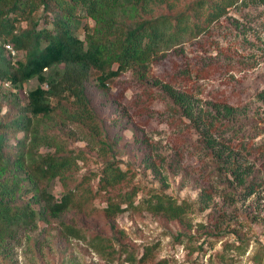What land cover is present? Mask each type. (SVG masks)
<instances>
[{
	"label": "trees",
	"instance_id": "obj_1",
	"mask_svg": "<svg viewBox=\"0 0 264 264\" xmlns=\"http://www.w3.org/2000/svg\"><path fill=\"white\" fill-rule=\"evenodd\" d=\"M239 1L0 0V84L16 89L5 93V102L0 100L3 244L16 231H35L42 220L66 239L84 240L107 261L169 264L167 258L155 259L157 242L143 245L140 254L128 245V234L117 218L125 212H150L168 221H184L192 202L163 192L169 187L165 172L175 174L180 168L179 151L189 157L202 152L199 159L206 165L211 161L218 167L224 165L223 170L246 195L260 186L255 179L245 181L249 171L243 169L246 165L237 150L250 154L255 149L264 154V143L251 145L245 131L234 127L239 118L237 106L217 100L197 107L186 91L174 85L182 74L189 81L204 77L196 62L170 64L173 73L169 77L165 73L163 79L149 74L158 57L171 48L180 51L177 48L184 40L206 35ZM38 10L42 15L36 21L33 18ZM83 18L91 19L93 26L82 23ZM5 44L22 51L24 58L6 59ZM127 71L138 85V91L125 101L129 110L136 111V122L123 107L120 118H109L106 112L117 106L109 98L108 82ZM32 79L38 85L24 90ZM123 86L117 90L120 98L131 87ZM233 97L236 102L241 99L238 93ZM157 98L168 101V111L160 121L181 131L179 151L169 156L137 125L149 124L155 113L151 104ZM259 98L264 100V90ZM67 126L96 152L97 169L79 173L87 166L91 151L69 146L66 137L59 138L57 134L64 133ZM127 129L132 132V142L123 134ZM191 131L196 132L195 139L189 137ZM133 148L142 150L139 162L143 171L151 172L161 189L145 190L135 181L134 167L122 166L119 157L124 151L136 158ZM260 166L264 170V160ZM55 179L62 190L59 198L50 190ZM175 239L182 242L181 235ZM28 241L36 244L38 238L28 237ZM237 246L225 245L229 250L239 249ZM220 258L223 261L226 256L220 254ZM262 259V253L253 257L255 264H261Z\"/></svg>",
	"mask_w": 264,
	"mask_h": 264
},
{
	"label": "rangeland",
	"instance_id": "obj_2",
	"mask_svg": "<svg viewBox=\"0 0 264 264\" xmlns=\"http://www.w3.org/2000/svg\"><path fill=\"white\" fill-rule=\"evenodd\" d=\"M41 15L40 10L36 11L33 20L39 21ZM85 21L89 27L93 26L91 19L83 18L82 23ZM196 39L184 40L181 49L177 48L178 52L173 48L166 51L163 57H158L151 64L149 74L163 79L165 73L166 77L173 73V65L170 64L196 62L204 77L189 81L182 74L174 85L186 91L197 107L204 108L209 101H230L239 112L234 127L236 125L239 130L245 131L251 145L260 146L264 143V100L259 98V93L264 90V1L240 0L225 17L210 27L206 35ZM4 55L6 59H12L6 51ZM17 58H24V53L17 51L13 59ZM226 63L227 67L223 69ZM37 85L36 79H32L23 89L29 90ZM107 85L110 100L117 104L112 109H106L110 113L109 118H120V108L123 107L127 116L136 122V111L129 110V104L125 102L138 91L131 72L123 73ZM123 85L131 87L120 98L117 90ZM15 91L11 84H0V100L5 102V93ZM237 93L241 96L239 102L233 97ZM167 102L162 98L155 99L151 104L155 113L148 119L149 124L137 125L158 143L163 154L169 156L179 151L181 131L160 121L168 111ZM109 118H104L106 123H110ZM64 129V133L57 134L61 140L66 137L69 146L91 151L87 166L79 173L87 168L97 169L100 161L96 152L91 150V145L78 139L81 135L74 128L67 126ZM131 133L130 129L123 133L130 142L133 141ZM216 136L222 140L219 134ZM189 137L195 139L196 132L191 131ZM237 151L246 165L243 169L249 171H244L245 181L255 179L260 184L251 195H246L241 186L236 185L233 176L223 170L224 165L218 167L214 161L206 165L199 159L203 156L202 152L200 157L197 153L189 157L179 151L180 168L175 174L165 172L169 187L163 192L192 202L190 213L184 221H168L150 212L120 214L117 222L128 234V245L140 254L143 245L157 242L155 259L167 258L169 264H255L253 257L256 253L263 254L261 264H264V170L260 166L264 154L255 149L250 154L240 149ZM132 152L135 159L130 152L121 154L122 166L126 168L128 164L134 167L137 172L135 181L145 190L161 189L158 179L151 172L143 171L144 166L139 162L142 150L133 148ZM50 190L59 198L62 190L56 179L51 183ZM47 228L42 220H38L35 231H16L6 244L0 241V264H130L116 259L107 261L88 247L84 240L66 239ZM177 235H181V243L176 242ZM28 237L38 238L37 243H29ZM199 244H202L201 249L193 251L194 246ZM227 244H239V249L229 250L225 247ZM220 254L226 259L222 261Z\"/></svg>",
	"mask_w": 264,
	"mask_h": 264
},
{
	"label": "built area",
	"instance_id": "obj_3",
	"mask_svg": "<svg viewBox=\"0 0 264 264\" xmlns=\"http://www.w3.org/2000/svg\"><path fill=\"white\" fill-rule=\"evenodd\" d=\"M6 50L8 51L10 56H15L17 53V50H15L10 44H5ZM7 84V83H5Z\"/></svg>",
	"mask_w": 264,
	"mask_h": 264
},
{
	"label": "clouds",
	"instance_id": "obj_4",
	"mask_svg": "<svg viewBox=\"0 0 264 264\" xmlns=\"http://www.w3.org/2000/svg\"><path fill=\"white\" fill-rule=\"evenodd\" d=\"M8 84V83H7Z\"/></svg>",
	"mask_w": 264,
	"mask_h": 264
}]
</instances>
